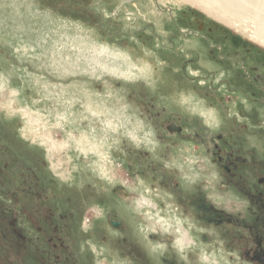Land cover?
I'll return each instance as SVG.
<instances>
[{"label": "rangeland", "instance_id": "374dc122", "mask_svg": "<svg viewBox=\"0 0 264 264\" xmlns=\"http://www.w3.org/2000/svg\"><path fill=\"white\" fill-rule=\"evenodd\" d=\"M100 1L0 0V67L5 72L15 71L17 79V83L13 85L6 83L8 87L0 80L1 89L4 87L3 90L0 89V209L2 210L0 215L6 216L11 221H14L12 220L14 217L21 220L27 236L33 242L31 244L33 256L36 254L39 257L43 256L44 259L47 257L46 245L35 230L38 226L36 211L39 206L30 199L31 184L25 172L26 167L32 162L44 165L46 176L81 206L85 217L91 219V222L95 216L100 217V214L110 210L98 205L113 206L105 198L97 199L98 196L105 192L109 193L114 185H125L131 192V197L127 204H118V215L130 221L133 238L144 245L145 242L147 244L155 240L147 241L144 237L145 233L146 238L148 235H160L159 233L175 235L177 226H189L191 223V221L185 222L186 219L182 215L178 216L176 213L173 215L171 209L159 207L160 193L152 189L156 187V181L149 179L148 187L141 188V183L132 177L128 168H120L122 165L120 159L113 161L119 153L117 157L115 155L111 157L112 161L109 164L92 153L86 155V148L77 145L74 146V152H70L71 155L66 157L67 149H64L65 143L68 142L66 135L59 128L53 127L58 122V118H63L64 112H70L76 117L85 116L92 123L103 120L112 130H122L129 138L134 137L137 140L140 135L138 131L141 130L133 124V130H131L126 100L124 102L119 92L111 91L114 89V83L135 82L144 89L143 92L148 90L147 99H153L154 103L160 102L162 107L165 103L170 104L164 96L152 91L154 81L159 82L161 78L153 73L152 66L143 61L146 55H150L147 47L151 41L140 38L139 42L142 45L136 44L137 54L129 57L128 53L119 47L122 43H127L126 40H122L119 45H111L106 42L104 33L120 30L130 39L137 29H143L145 23L153 21H156L162 30L171 31L172 26L167 16L171 12L174 20L181 26L202 30L209 28L216 37L230 34L234 38L233 42H229L230 47L242 51L244 49L242 46L245 44L247 49L256 54L258 60L264 61V45L259 46L253 43L247 36L248 29L244 30L245 28L237 19L229 21L224 16L211 17L203 9L196 7L192 0H103V5L99 4ZM104 8L107 13L104 12L105 17L101 18L98 13ZM99 27L101 30L98 29ZM88 36L93 39H86ZM127 45L132 46L128 43ZM210 67H214L212 60H209L206 65L198 66L195 71L203 72ZM113 70H123L130 72L131 75L121 76L113 73ZM84 83L94 92V98L97 97L102 113L92 115L83 105L84 102L78 94V85ZM96 85L102 87V92L96 90ZM191 88L201 99H207L206 87L192 86ZM14 90L19 91L27 99L30 98L31 104L36 108L51 111V114H46L44 117L23 118L18 115L20 113H10L11 111L9 112L5 106L6 103L12 102L11 92ZM212 101L219 107L223 123L218 124V121H213L211 125L232 140L239 141L244 149L256 148L264 155V109L242 103L238 96L233 95L217 96ZM181 102L183 114L186 117L194 115L199 129L209 126L210 123L206 122L205 115L202 114L207 113V109H202V112L196 110L195 105L198 102L195 100L189 102L182 99ZM111 103L116 105L115 109L111 110V107H108ZM22 104L24 105L23 102ZM14 107L17 111L20 110L18 101L14 103ZM80 117H77L79 122L84 121L85 118L80 119ZM78 120H73L72 123L75 124ZM108 122H111L112 126H109ZM49 134L54 136V143H56L54 149L45 148L43 145L49 141ZM91 158H98L103 169L108 170L105 172L104 183L99 180V175L93 169L86 168L88 165L81 162ZM178 167L184 178L183 186L190 193L197 184L202 186L203 179H208L210 182L216 181L215 174L204 171L202 165L182 163ZM193 179L197 180V184L192 186ZM142 192L158 201V213L162 219L163 212L170 211L169 224L150 218V214L156 216V212L150 207L137 206ZM206 193L217 194L212 189L206 190ZM219 194L223 208L232 212L239 209L234 197ZM50 205L64 213L67 210L63 201L50 202ZM149 210L151 213H148ZM122 211L125 215L121 214ZM174 216L179 220L174 219ZM72 227L70 231L63 234L64 241L75 244L78 249L68 259L56 249L54 253L60 259V264H74L79 251L84 250L81 241L89 240L82 239L80 235L82 227L76 224ZM183 235L185 234H181L178 239H182ZM186 243L189 241L185 239L178 246L183 247ZM86 247L90 246L86 245ZM14 248L0 239V264H33V257L30 255L18 261ZM92 248L96 247L92 246ZM149 250L151 258L157 262L160 258L159 253L153 248ZM211 253L210 251L208 254ZM93 261V264H99V262L103 263L104 259Z\"/></svg>", "mask_w": 264, "mask_h": 264}, {"label": "flooded vegetation", "instance_id": "af4514ba", "mask_svg": "<svg viewBox=\"0 0 264 264\" xmlns=\"http://www.w3.org/2000/svg\"><path fill=\"white\" fill-rule=\"evenodd\" d=\"M103 3V0L99 2ZM105 10L98 13L101 18L105 17ZM167 16L171 31L162 30L153 21L145 23L143 29H137L130 39L120 30L104 33L106 42L111 45H119L122 40L131 44L128 46L124 42L119 46L129 57L137 54L136 44H141L140 38L151 41L147 47L150 55H146L143 61L152 66L153 73L161 78L159 82L154 81L152 91L170 102L163 101V107L160 102L154 103L153 99L146 98L148 90L143 92L144 89L135 82L114 83L111 91L119 92L124 102L126 100L131 126L133 124L141 130L137 140L129 138L122 130H112L103 120L92 123L85 116L78 115L80 119L85 118L79 122L70 112L62 115L71 123L78 120L73 125L81 131L102 133L105 140L116 148V154L119 153L113 161L120 159L121 169L128 168L132 177L138 176L141 188L148 187L149 179L156 181V187L152 189L160 193L159 207L171 209L173 215L184 216L185 222L191 221L190 225L177 226L175 235L159 233L146 238L144 234L147 241L155 239L149 243L160 247L154 249L160 256L156 262L149 252L152 247L146 242L144 245L136 241L130 221L118 215V204H127L131 197L125 185H114L109 193L98 196L97 199L105 198L113 206L97 204L110 210L100 214V217H92L91 222L81 206L46 176L44 165L32 162L25 172L31 184L30 199L39 206L35 230L46 245L47 257L33 256V242L21 220L14 217V222L0 215V239L15 247L18 261L30 255L33 264H60L54 253L56 249L68 259L78 248L64 241L63 234L76 224L82 227V239L89 240L81 241L84 250L79 251L74 264H93V260L98 259L95 249H104L108 262H113L114 258L117 264H215L213 260H217L218 264H264V155L256 148L244 149L239 141L217 131L211 123L199 129L194 115L186 117L183 114L181 102L182 99L189 102L195 100L206 110L215 104L212 100L217 96L233 95L238 96L242 103L264 109V61L258 60L245 44L242 51L230 47L229 42L234 41L230 34L216 37L212 29L184 27L174 20L171 12ZM98 26L102 27L101 24ZM209 60L214 67L203 72L195 71ZM192 86L206 87L207 99H201ZM96 90L102 92V87L96 85ZM108 107L112 110L116 105L111 103ZM91 159L81 162L98 174L97 165ZM182 163L202 165L204 171L215 174L216 181L203 179L202 186H199L193 179L192 186L197 185L190 193L183 186L184 178L178 167ZM98 175L104 183L106 178ZM210 189L217 194L206 193ZM219 193L234 197L239 209L232 212L223 208ZM56 201H63L67 207L65 213L50 205V202ZM169 212H163V219H170ZM121 214H124L123 211ZM181 234H187L192 240L189 242L191 245L186 243L181 247L176 244ZM208 251L212 253L208 254Z\"/></svg>", "mask_w": 264, "mask_h": 264}, {"label": "bare ground", "instance_id": "6f19581e", "mask_svg": "<svg viewBox=\"0 0 264 264\" xmlns=\"http://www.w3.org/2000/svg\"><path fill=\"white\" fill-rule=\"evenodd\" d=\"M192 1L196 7L203 9L204 12H206L211 17L221 18V16H224L225 18H228L229 21H230V19H237L241 23V26L245 28L244 30L248 29L249 33L247 34V36L253 43H256L259 46L264 45V0H192ZM228 19H226V20L228 21ZM90 38H92V37L88 36V38H86V39L90 40ZM95 43H96V41H95ZM96 49H97V44H96ZM96 49H95V52H97ZM113 73H118L121 76L131 75L130 72H126L123 70H119V71L117 70V71H114ZM15 74H16L15 71L14 72H12V71L5 72V70L2 67H0V78H1L0 80L4 83V85H6V83L11 84V85L17 83V79L15 77ZM201 85H203V84H201ZM78 86H79L78 94L80 95L81 100L84 102L83 105L86 107V109L88 111H90V113L92 115H97V114L102 113L103 111L101 110V107L99 106L100 103H98L97 97L94 98V92L90 89V87L86 86L85 83L83 85L81 84ZM0 89H1V87H0ZM3 89H4V87H3ZM3 89H1V90H3ZM11 94L13 95L12 102L6 103V106H5L8 111L9 110L11 111V112L9 111L10 113H12V112H14L13 114L20 113L18 115H21L23 118L44 117L46 114H51V111H48V110L43 111L41 109L36 108L33 104H31L30 98L27 99L26 97H24L23 94L21 95L19 93V91H17V90L12 91ZM14 101L15 102L18 101L19 105L21 106L18 108L20 110H18V111L16 110V108L14 107V103H15ZM22 102L24 103V105L22 104ZM7 104H9V105H7ZM195 106H196V110H199L200 112H202V109L204 110V108H201L202 106H200V104L199 105L196 104ZM13 108H15V110L12 111ZM209 108L207 109V113H202L203 115H205L204 117L206 119V122L211 123L213 121H218L220 123L222 120L219 117L220 116L219 115V107L214 104V105H211ZM194 110H195V108H194ZM117 116H119V113H117ZM58 119H59L58 122L55 121L56 123L54 125L53 124L52 125H53V127L55 126L54 128L57 127L60 130H62V132H64V134L66 135L65 136L66 141H68L65 143L66 145H64V149H67L66 157H69L71 155L70 152H72V153L74 152V149L77 145H81L82 147L86 148V151H85L86 155L92 153L93 155H95L97 157L99 156V158H101V160H105L106 162H109V164L112 161L111 157H113V155H117L115 148L112 147L105 140L104 136L100 132L81 131L79 128L75 127L73 125V123H71V121L68 118L63 117L62 119L61 118H58ZM108 123H109V126H112L111 122H108ZM53 138H54V136L52 137L50 134L48 135L49 141H47L45 144H43L45 146V148L54 149V146L56 145V143H54ZM72 142H73V144H72ZM53 159H55V157H53ZM97 159H91V162L96 163L98 174H100L102 176V178H104L105 172H107L108 170L103 169L102 165H100L98 163L99 159L98 160ZM103 174H104V176H103ZM138 180L136 178L137 182H138ZM139 197H140V199L137 202V206L139 208L150 207L154 212H156V216L154 217L150 214V218H155L154 220H158L164 224H169L168 219L163 220L161 218V216L159 215L158 207H157V204H158L157 200L150 198L149 195L146 196L144 194V192H142ZM148 213H151V210H149ZM174 219L179 220L176 216H174ZM181 238L182 239L176 240L177 245L182 244L183 240H185V238H186V241H189V242L192 241L189 237H187V234L183 235V237H181ZM147 244L149 247H152L153 249L160 248V247H158L157 244H153V243H149V242ZM188 244L191 245V243H188ZM199 246L201 247V249L204 250L203 246H201V245H199ZM99 249H101V248H99ZM95 253L98 254L99 260L102 258L104 259V262L103 263L99 262V264H117L115 262L114 258H113V262L112 261L107 262L108 258H106V257H108V255L104 249L101 251H98V249H95ZM213 262L215 264H218L217 260H213Z\"/></svg>", "mask_w": 264, "mask_h": 264}]
</instances>
